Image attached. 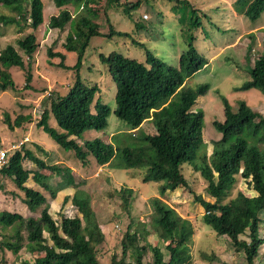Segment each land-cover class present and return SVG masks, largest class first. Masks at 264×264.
Listing matches in <instances>:
<instances>
[{
	"label": "trees",
	"instance_id": "trees-1",
	"mask_svg": "<svg viewBox=\"0 0 264 264\" xmlns=\"http://www.w3.org/2000/svg\"><path fill=\"white\" fill-rule=\"evenodd\" d=\"M145 1L106 0L102 9L98 0H53L59 12L50 17L49 28L63 31L68 26L69 29L63 44L65 52L47 49L46 54L51 65L50 59H59L54 67L68 68L64 64L66 52L76 53V64L72 67L75 81L65 95L57 94L49 98L48 108L41 113L36 127L62 149L72 150L82 165L90 157L99 167L110 165L115 154L119 153L126 167L144 170L143 183L159 184L160 195L149 200L152 209L150 222L142 229L146 236L154 231L159 240L167 243L168 260H164V254L156 244L145 245L139 230L131 231L128 226L120 239L121 258L111 257L110 264H194L190 251L193 225L162 200L166 192L187 189L182 173L185 164L200 174L206 183L207 194L213 199L206 201L201 195L190 192L193 200L204 210L201 222L214 232V236L227 238L236 252H242L245 264H255L259 248L264 245V116L253 111L246 101H238L234 110L227 98L219 95L224 120L212 123L220 136L211 143L212 151L207 155V144L202 135L204 113L201 109L193 111L192 107L198 97L206 94L209 85L188 88L185 82L204 68L208 61L191 45L180 56L177 68L166 65L139 40L132 39L131 44L143 49L144 61L139 62L136 57L127 58L116 52L107 56L99 54L115 84L114 115L129 130H135V134L146 120L152 119L156 134H136L133 136L136 147L120 149L102 141L99 136L91 140L79 139L86 132H104L111 113L107 104L95 98L98 86L87 87L79 74L89 42L93 37L131 39L129 33L116 31L109 21V13L119 9L132 20L136 32L142 31V22L149 19L147 10L134 19L132 13L141 4H147ZM190 1L162 0L166 6L172 4V12L186 7ZM0 6L10 12L8 16L0 15V26L14 25L17 33L31 30L24 38L16 39V47L6 45L0 48V92L17 95L10 69L22 70L25 77L22 89L32 90L31 60L39 51L35 32L43 24V3L42 0H0ZM70 7L74 10L71 11ZM218 8L230 12L225 24L235 21L238 16L256 22L264 14V0H233L231 7L218 4L213 11ZM198 10L189 9L192 16L190 22L194 27L201 24ZM101 14V21H105L108 27L107 34L99 31L96 22ZM252 37H248L250 45L246 48L242 64L249 68L248 79L234 91L256 90L264 96V53L257 52L251 57ZM50 117L56 122L57 129L49 126ZM30 121V116H18L11 123L8 114L4 119L11 130ZM26 142L10 152L8 164L0 173L13 181L23 198L11 191L12 195L21 198L32 215L24 217L16 212H0V249L14 255L23 248L30 253H43L33 262L21 264H101L97 248L104 235L92 210L90 195L75 189L71 204L79 216L69 218L61 215L60 221H55L49 213L50 204L45 196L26 183L31 179L54 199L59 189L75 186L74 172L63 163L48 160V153L40 145L32 143L30 147L34 148L30 149ZM26 159L35 165L34 170L24 169ZM51 178L57 180L58 190L50 187ZM239 181L246 182L255 195L248 197L238 191L230 198ZM119 193L123 196L124 209H128L131 190L122 188ZM8 229L13 232H4ZM202 258L210 263L219 261L215 253Z\"/></svg>",
	"mask_w": 264,
	"mask_h": 264
},
{
	"label": "rangeland",
	"instance_id": "rangeland-1",
	"mask_svg": "<svg viewBox=\"0 0 264 264\" xmlns=\"http://www.w3.org/2000/svg\"><path fill=\"white\" fill-rule=\"evenodd\" d=\"M232 1L192 0L186 7L172 12L170 10L171 3L166 6L162 0H146L145 3L147 4H141L132 13L133 19L144 10H147L149 16L148 20L142 22L143 30L138 32L134 30L132 20L120 9L117 12L109 13V21L112 27L116 31L129 33L131 39L116 36L111 40L104 37L91 38L84 53L79 74L87 87L98 86L99 92L95 98H99L100 102L107 104L111 113L108 116L107 127L104 132H86L79 139L91 140L99 136L102 141H108L115 149H120L136 147L137 145L133 140V136L136 134L140 136L142 134H156V129L151 122L152 119L146 120L135 134V130H129V127L114 115L115 84L108 74L107 65L99 58V54L107 56L111 52H116L127 58L134 59L136 57L139 62L144 61L143 49L131 44L132 39L139 40L166 65L174 68L178 67L180 56L188 50L190 45L208 61L204 68L185 82L188 88H196L202 84H209L210 86L208 93L198 97L195 106L192 108L193 111L201 109L204 113L202 135L203 141L207 144V155H210L212 151L211 143L220 136L213 128L212 123L224 120L223 106L219 95L225 96L234 110L238 101H246L253 111L264 116V96L260 92L256 90L234 91L248 79L247 70L249 68L242 65L243 57L247 53L246 48L250 45L248 37L253 36L251 57L257 52L259 54L264 53V14L256 22L238 16L235 21L225 24L230 12L222 10V8L213 11V8L218 4L229 8L232 6ZM42 3L43 24L35 32L39 51L31 60L32 80L30 86L32 90L36 89V91L22 89L25 83L24 72L18 68L10 69L18 94L0 92V150L18 145L19 142L24 141V138H27L25 143L27 147L33 149L34 147H30L33 145L32 143L38 144L48 153V160L62 162L69 166L74 172L76 178L74 187L77 188L73 187L67 192L68 194L65 193L64 189L58 190L57 180L54 178L49 180L50 187L58 190L57 198L54 199H51L49 194L40 189L31 179L27 181L26 185L40 191L45 196L50 204V214L57 222L60 221L61 215L65 217L78 215L71 204V199H69L74 194L75 189L79 188L90 195L92 210L104 235L103 242L97 248L101 264H110L113 256L117 260L121 258L120 239L128 226H130L131 231L139 230L145 245L156 244L162 250L164 260L167 261L169 257L165 249L167 243L159 240L154 231L146 236L142 229L144 225L150 222L152 209L149 200L160 195L159 184L154 182L143 183L144 170L126 167L119 153L115 154L110 165L99 167L91 157L88 158L85 165H82L75 158L72 150L62 149L42 129L36 127L41 113L45 108H48L49 98L57 94L65 95L73 85L75 80L72 67L76 64V53L73 52H66L64 64L68 68L54 67L59 62L58 58L50 59L53 65L49 63L46 54L47 49H51L53 52H65L63 44L66 41L69 27L67 26L63 31L50 29L48 26L49 19L56 15L59 10L54 6L53 0H42ZM98 3L103 9L106 0H98ZM190 8L199 9L197 12L201 21L199 27L192 26L190 22L192 17L189 15ZM70 10L73 11L74 9L70 7ZM230 11H232L231 8ZM9 14L10 12L4 6H0V15L8 16ZM99 17L96 20L99 24V31L102 34H107V24L105 21H101L103 14ZM217 28L222 29V31ZM30 31L27 29L17 33V28L14 25L0 26L2 34L0 48L6 45L16 47V39L24 38ZM251 62L250 59V64ZM5 114H8L11 123L18 116H30L31 121L23 122L21 127H14L11 130L4 122ZM49 126L57 129L56 122L52 117L49 119ZM80 140L76 141L80 143ZM137 142L140 143V140L137 139ZM23 163L24 169L29 171L35 169V165L28 159L24 160ZM182 167V173L188 184L187 189L178 188L173 192H166L162 200L193 225L194 235L190 245L193 263L245 264L242 252H236L230 246L227 238L214 236V232L201 222L204 210L193 200V195L190 192H193L194 195H201L206 201L211 202L213 199L207 194L206 183L200 174L193 172L188 164ZM0 188V212H16L24 217L32 215L21 198L12 195V192L18 195L22 194L16 190L10 178L1 176ZM122 188L131 190V195L128 198L131 204L128 209H124L122 204L123 196L119 193ZM238 191L248 197L255 195L244 181H239L230 198H233ZM64 195L66 199L63 198ZM4 232L11 234L13 230L8 229ZM260 233H263L262 225H260ZM241 238L244 239V237ZM212 253H215L219 261L210 263L202 258L203 255H211ZM42 256L43 253H30L25 248L17 255L0 249V264L33 262ZM127 261L130 259L127 258ZM255 264H264V245L259 248Z\"/></svg>",
	"mask_w": 264,
	"mask_h": 264
},
{
	"label": "built area",
	"instance_id": "built-area-1",
	"mask_svg": "<svg viewBox=\"0 0 264 264\" xmlns=\"http://www.w3.org/2000/svg\"><path fill=\"white\" fill-rule=\"evenodd\" d=\"M27 141V138H24V141H21L18 143V145H13L7 149H1L0 150V171L1 169L6 166L8 164V159H9V156H10V152L15 150V149H18L20 148V146ZM1 173H0V177H1Z\"/></svg>",
	"mask_w": 264,
	"mask_h": 264
},
{
	"label": "crops",
	"instance_id": "crops-1",
	"mask_svg": "<svg viewBox=\"0 0 264 264\" xmlns=\"http://www.w3.org/2000/svg\"><path fill=\"white\" fill-rule=\"evenodd\" d=\"M142 126V125H141ZM60 163H62V162H60ZM64 164V163H63ZM66 166H68L67 164H65ZM69 167V166H68ZM103 167V166H102ZM82 180H84V179H82ZM81 181V180H80ZM70 189H73V188H66V189H64V191H65V193L66 194H68L67 192L70 190ZM63 192V191H62ZM74 192H75V190H74ZM58 193V192H57ZM64 193V194H65ZM58 195V194H57ZM73 196V195H72ZM71 196V197H72ZM71 197L69 198V199H71ZM56 198H57V196H56ZM63 198H65V195H64V197ZM49 213H50V211H49ZM76 213H77V210H76ZM75 216H79V214L78 215H75ZM74 217V216H73ZM69 218H72V217H69Z\"/></svg>",
	"mask_w": 264,
	"mask_h": 264
},
{
	"label": "clouds",
	"instance_id": "clouds-1",
	"mask_svg": "<svg viewBox=\"0 0 264 264\" xmlns=\"http://www.w3.org/2000/svg\"><path fill=\"white\" fill-rule=\"evenodd\" d=\"M198 72H199V71H198ZM198 72H197V73H198ZM195 74H196V73H195ZM195 74H194V75H195ZM208 85H209V84H208ZM209 90H210V86H209L208 91H209ZM208 91L206 92V94L208 93ZM206 94H205V95H206ZM205 95H204V96H205ZM195 104H196V103H195ZM194 106H195V105H194ZM194 106H193V107H194ZM193 107H192V108H193Z\"/></svg>",
	"mask_w": 264,
	"mask_h": 264
}]
</instances>
